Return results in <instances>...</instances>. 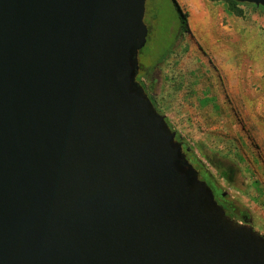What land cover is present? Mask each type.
<instances>
[{"label":"water","instance_id":"water-1","mask_svg":"<svg viewBox=\"0 0 264 264\" xmlns=\"http://www.w3.org/2000/svg\"><path fill=\"white\" fill-rule=\"evenodd\" d=\"M145 3L0 0V264H264L136 79Z\"/></svg>","mask_w":264,"mask_h":264},{"label":"rangeland","instance_id":"rangeland-1","mask_svg":"<svg viewBox=\"0 0 264 264\" xmlns=\"http://www.w3.org/2000/svg\"><path fill=\"white\" fill-rule=\"evenodd\" d=\"M241 7L244 17L224 0H146L136 79L193 149L203 177L247 208L264 235V12Z\"/></svg>","mask_w":264,"mask_h":264},{"label":"trees","instance_id":"trees-1","mask_svg":"<svg viewBox=\"0 0 264 264\" xmlns=\"http://www.w3.org/2000/svg\"><path fill=\"white\" fill-rule=\"evenodd\" d=\"M224 1L227 4V11L230 14L236 16V17H244L245 16V11L241 7L242 5L252 6V7L258 8V9H260V10H262L264 12V8L261 7V6L257 7V6H255L253 4L239 3V2H237L235 0H224ZM180 13H181V18L179 19L180 20L179 23H180L182 29L185 30V29H187V24H188L187 15L183 11L182 12L180 11ZM165 60L166 59L163 58L161 61H159L157 64H155L154 67L158 68L161 64L164 63ZM141 84L143 85L144 89L147 92L148 87L142 82H141ZM150 99H151L152 103L154 104V106L156 107V109L161 113L160 109L157 107L155 99H153L152 97H150ZM169 126H170V124H169ZM176 139H178L179 141L182 142L183 149L186 152V157L190 161V163H193L192 162L193 161V159H192L193 157H194V159L197 160V158H196V156H195V154L193 152V149L189 148L188 145L185 142L182 141V139L180 138L179 134H176ZM203 179L206 180V177L204 176ZM207 182L209 184V181H207ZM214 188H215V192H216V194H217V196L219 198H223L224 195L226 196V194L223 192V190L220 187L215 186ZM214 188H213V190H214ZM230 206H231L229 208L230 211H228V215L230 217L234 218L235 220H240L242 222H249V220H250V212H249V210L247 208H244L238 202L233 201V200L231 201Z\"/></svg>","mask_w":264,"mask_h":264},{"label":"flooded vegetation","instance_id":"flooded-vegetation-1","mask_svg":"<svg viewBox=\"0 0 264 264\" xmlns=\"http://www.w3.org/2000/svg\"><path fill=\"white\" fill-rule=\"evenodd\" d=\"M192 164H193V163H192ZM193 165H194V167L198 170L199 177H200L201 179H203V173H202V171H201V170H200L195 164H193ZM204 180H205V179H204ZM205 181H206V182L209 181V186H210V187L212 188V190H213V188H214L215 186H214V184L211 182V180L208 179V178H206ZM207 183H208V182H207ZM213 192H214L215 198H216V200L218 201V203L221 204V205L223 206V208L225 209V212L228 214V211H230L229 208H230L231 206H230V204L228 203V201L226 202V200H227L226 196L224 195L223 198H219V197L217 196L216 192H215V188H214Z\"/></svg>","mask_w":264,"mask_h":264}]
</instances>
